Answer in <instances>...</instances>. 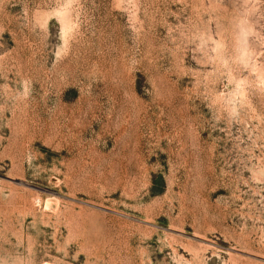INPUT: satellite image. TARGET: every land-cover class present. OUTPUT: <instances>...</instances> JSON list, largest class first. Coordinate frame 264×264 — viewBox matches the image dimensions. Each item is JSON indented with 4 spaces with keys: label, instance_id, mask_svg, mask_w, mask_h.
I'll use <instances>...</instances> for the list:
<instances>
[{
    "label": "rangeland",
    "instance_id": "obj_1",
    "mask_svg": "<svg viewBox=\"0 0 264 264\" xmlns=\"http://www.w3.org/2000/svg\"><path fill=\"white\" fill-rule=\"evenodd\" d=\"M0 264H264V0H0Z\"/></svg>",
    "mask_w": 264,
    "mask_h": 264
}]
</instances>
